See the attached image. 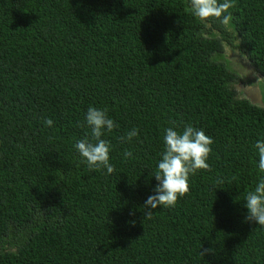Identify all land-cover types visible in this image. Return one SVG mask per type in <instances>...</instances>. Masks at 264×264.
<instances>
[{
	"label": "trees",
	"instance_id": "1",
	"mask_svg": "<svg viewBox=\"0 0 264 264\" xmlns=\"http://www.w3.org/2000/svg\"><path fill=\"white\" fill-rule=\"evenodd\" d=\"M232 2L231 30H206L189 0H0V264H264V226L244 222L264 109L225 55L264 79V0ZM89 107L119 125L111 174L74 147ZM186 125L213 139L211 170L143 219L164 130Z\"/></svg>",
	"mask_w": 264,
	"mask_h": 264
},
{
	"label": "clouds",
	"instance_id": "2",
	"mask_svg": "<svg viewBox=\"0 0 264 264\" xmlns=\"http://www.w3.org/2000/svg\"><path fill=\"white\" fill-rule=\"evenodd\" d=\"M233 7L232 0H222V2L221 0H189V11L204 24L206 30L211 28L208 23L211 20H219L226 30H231L233 16L228 13ZM201 35L206 39L211 38L206 31L201 32ZM212 35L220 37L218 32H213ZM85 122L91 129L90 138L85 136L83 139H78L74 145L76 151L90 170L106 169L107 174L113 173L115 168L110 162V143L102 137L105 131L112 132L119 125L109 118L107 109L95 107L88 108ZM44 124L52 127L53 121L45 119ZM137 135L138 130L133 128L126 135L121 136L120 140L130 142ZM213 142V139L202 129L191 125L184 126L182 131L175 130L174 127L164 130L165 148L162 159L157 165V171L153 175L157 185L153 189L154 194L149 195L142 206L143 219H152L153 210L158 207L175 206L178 199L190 191V175H194L198 170H211L207 161ZM254 147L259 158L258 169L264 173V139L258 140ZM131 157L132 152L126 150L124 158ZM244 208L247 210L244 222L264 226V178L259 180L254 190L247 192ZM211 251V249H203L200 255L204 256Z\"/></svg>",
	"mask_w": 264,
	"mask_h": 264
},
{
	"label": "water",
	"instance_id": "3",
	"mask_svg": "<svg viewBox=\"0 0 264 264\" xmlns=\"http://www.w3.org/2000/svg\"><path fill=\"white\" fill-rule=\"evenodd\" d=\"M256 81H260L259 78ZM264 81V80H263ZM264 88V83H263ZM237 92L241 93V98L248 101L251 105L259 108H264V104L262 102L261 90L258 86H236Z\"/></svg>",
	"mask_w": 264,
	"mask_h": 264
},
{
	"label": "rangeland",
	"instance_id": "4",
	"mask_svg": "<svg viewBox=\"0 0 264 264\" xmlns=\"http://www.w3.org/2000/svg\"><path fill=\"white\" fill-rule=\"evenodd\" d=\"M225 55H227L226 58L229 61L232 70L237 72L239 75L245 76L250 72H252L251 68L249 67V63L246 62L245 60H241V58L237 55L236 52L233 53L229 49H227Z\"/></svg>",
	"mask_w": 264,
	"mask_h": 264
},
{
	"label": "flooded vegetation",
	"instance_id": "5",
	"mask_svg": "<svg viewBox=\"0 0 264 264\" xmlns=\"http://www.w3.org/2000/svg\"><path fill=\"white\" fill-rule=\"evenodd\" d=\"M241 58V57H240ZM241 60H244L243 58H241ZM249 67H250V64H249ZM252 72L248 73L247 75L243 76V75H240V77L242 78V81L239 83L238 86L240 85H244V86H258L261 90V95H262V98H263V103H264V88H263V83H264V79H260V81H256L257 78H260V76H257L252 67H250Z\"/></svg>",
	"mask_w": 264,
	"mask_h": 264
},
{
	"label": "bare ground",
	"instance_id": "6",
	"mask_svg": "<svg viewBox=\"0 0 264 264\" xmlns=\"http://www.w3.org/2000/svg\"><path fill=\"white\" fill-rule=\"evenodd\" d=\"M240 93V92H239ZM240 95H241V93H240ZM262 102H263V98H262ZM264 104V103H263ZM261 109H264V108H261Z\"/></svg>",
	"mask_w": 264,
	"mask_h": 264
}]
</instances>
